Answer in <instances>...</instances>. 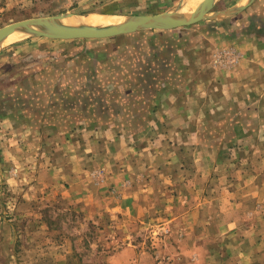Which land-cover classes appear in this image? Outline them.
Wrapping results in <instances>:
<instances>
[{
    "label": "crops",
    "instance_id": "obj_1",
    "mask_svg": "<svg viewBox=\"0 0 264 264\" xmlns=\"http://www.w3.org/2000/svg\"><path fill=\"white\" fill-rule=\"evenodd\" d=\"M181 1L103 0L101 13L146 15ZM247 1L220 0L214 8ZM252 4L227 24L200 30L184 55L157 43L163 50L148 62L155 69L125 93L132 105L124 115L116 108L107 115L101 94L82 125H70L69 114L62 125L52 116L56 139L40 155L39 190L69 184V199L89 216L109 214L126 231L141 223L164 228L159 254L169 258L264 264V0ZM9 92L0 94V116L10 115ZM116 115L123 117L108 122ZM21 128L0 122V134L9 137ZM58 132L66 140L61 145ZM132 238L117 257L138 252Z\"/></svg>",
    "mask_w": 264,
    "mask_h": 264
},
{
    "label": "rangeland",
    "instance_id": "obj_2",
    "mask_svg": "<svg viewBox=\"0 0 264 264\" xmlns=\"http://www.w3.org/2000/svg\"><path fill=\"white\" fill-rule=\"evenodd\" d=\"M7 1L0 0V28L26 19L61 14L105 15L101 12L107 6L103 0H12L13 4ZM177 6L146 15L164 13ZM182 8L180 12L184 13ZM213 8L209 11H229ZM236 17L238 14L226 19L207 18L188 27L144 30L107 38L54 40L24 35L8 40L0 51V94L10 91L5 98L11 102L5 108L11 112L0 116V122L11 119L24 131L11 132L10 137L7 133L0 134V264H191L194 261L187 263L180 257L159 254L164 247L159 243L164 228L141 223L126 231L117 227L119 221L116 223L109 214L87 215L82 204L69 199V184L61 183L54 187L53 193L50 189L39 190V159L43 153L47 155L52 140L56 139L50 137L52 116L59 118L62 125L69 114L70 125H82L91 119L88 113L94 109L93 99L101 94L108 98L102 107L108 111L107 115L115 108L124 115L132 105L125 93L135 90L136 78L153 73L150 69L155 68H148L149 58L154 59L163 45L168 52L175 49L184 55L187 46L201 38L204 31L200 30L209 28V24L223 26ZM194 29L197 31L189 32ZM157 43L162 47L156 48ZM73 95L76 96L72 100ZM19 114L24 115L23 119ZM39 114L48 122L40 124ZM120 115H111L108 122L121 120ZM55 135L59 136L60 145L66 141L64 132ZM129 234L134 237L138 252L128 259L117 257V251L126 247Z\"/></svg>",
    "mask_w": 264,
    "mask_h": 264
},
{
    "label": "water",
    "instance_id": "obj_3",
    "mask_svg": "<svg viewBox=\"0 0 264 264\" xmlns=\"http://www.w3.org/2000/svg\"><path fill=\"white\" fill-rule=\"evenodd\" d=\"M185 0L176 9L156 15L122 16L124 21L118 24L102 27H78L63 23L68 18H79L80 15L61 14L50 17H37L18 21L0 28V51L13 36L33 35L39 37L63 38H107L132 34L144 30H171L191 26L207 18L226 19L235 16L251 5L255 0H248L243 6L226 12H200L189 18L180 12Z\"/></svg>",
    "mask_w": 264,
    "mask_h": 264
},
{
    "label": "bare ground",
    "instance_id": "obj_4",
    "mask_svg": "<svg viewBox=\"0 0 264 264\" xmlns=\"http://www.w3.org/2000/svg\"><path fill=\"white\" fill-rule=\"evenodd\" d=\"M219 1L220 0H185L182 8V10H184L183 17L189 18L197 13L207 12L212 9ZM123 21L124 18L122 16L90 15L72 18L69 20L66 19L63 21V23L88 28L110 26ZM16 37L17 36L10 37L9 41Z\"/></svg>",
    "mask_w": 264,
    "mask_h": 264
}]
</instances>
